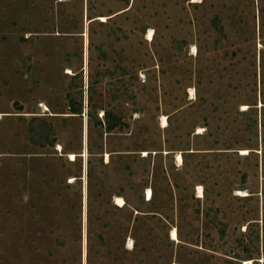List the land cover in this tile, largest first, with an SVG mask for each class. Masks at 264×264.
<instances>
[{
    "label": "rangeland",
    "instance_id": "1",
    "mask_svg": "<svg viewBox=\"0 0 264 264\" xmlns=\"http://www.w3.org/2000/svg\"><path fill=\"white\" fill-rule=\"evenodd\" d=\"M244 261L264 264V0H0V264Z\"/></svg>",
    "mask_w": 264,
    "mask_h": 264
},
{
    "label": "trees",
    "instance_id": "2",
    "mask_svg": "<svg viewBox=\"0 0 264 264\" xmlns=\"http://www.w3.org/2000/svg\"><path fill=\"white\" fill-rule=\"evenodd\" d=\"M72 113H80V110H81V107L79 105V107L75 108V107H72L70 108ZM104 121H105V130L107 132H110L112 131L113 129L117 128V127H120L123 125V122H122V119L117 116V115H114L110 112H105L104 114Z\"/></svg>",
    "mask_w": 264,
    "mask_h": 264
},
{
    "label": "bare ground",
    "instance_id": "3",
    "mask_svg": "<svg viewBox=\"0 0 264 264\" xmlns=\"http://www.w3.org/2000/svg\"><path fill=\"white\" fill-rule=\"evenodd\" d=\"M193 2H198V0H192ZM152 36H153V31L150 29L149 31H148V33H147V39L148 40H151L152 39ZM193 51H195V48H193ZM192 95V94H191ZM194 95V94H193ZM192 95V96H193ZM165 124H166V119H165V117H162V126H165ZM244 154V153H243ZM71 157H72V159L75 157L74 156V154H72L71 155ZM75 159V158H74ZM178 160H181V156L179 155L178 156ZM199 189V192H200V187L198 188ZM147 192V196H148V200H150L151 199V196H152V191L151 190H147L146 191ZM146 196V197H147ZM117 199V203L118 204H120V205H122V204H124V202H123V200L121 199V198H119V197H117L116 198ZM171 236H172V239H173V241L174 240H177V233H176V230H172V232H171ZM132 248V247H131ZM244 264H252L250 261H244Z\"/></svg>",
    "mask_w": 264,
    "mask_h": 264
}]
</instances>
